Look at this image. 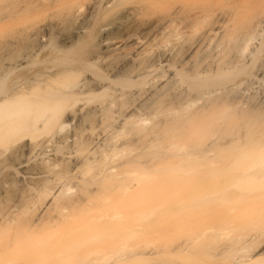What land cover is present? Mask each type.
Here are the masks:
<instances>
[{
	"label": "bare ground",
	"instance_id": "obj_1",
	"mask_svg": "<svg viewBox=\"0 0 264 264\" xmlns=\"http://www.w3.org/2000/svg\"><path fill=\"white\" fill-rule=\"evenodd\" d=\"M47 9L86 14L0 56V264H264V0H0V26Z\"/></svg>",
	"mask_w": 264,
	"mask_h": 264
},
{
	"label": "rangeland",
	"instance_id": "obj_2",
	"mask_svg": "<svg viewBox=\"0 0 264 264\" xmlns=\"http://www.w3.org/2000/svg\"><path fill=\"white\" fill-rule=\"evenodd\" d=\"M50 10V11H49ZM47 9L45 12L48 14H45V12L44 11H41V12H39V11H37V12H29V13H23L24 14V16L23 15H21L20 17H19V13H17L16 14V16H11L12 17V19L13 18H15V17H17V18H15V20L13 19H11V17L9 18V20L11 19V21H5V22H7V23H5V24H1V26L3 27V28H1V26H0V32L1 33H3L2 35H3V37L0 35V38L2 39V41L0 40V48L2 47V50H0V56L2 57L3 56V54H4V56L2 57V58H4L5 59V57H7V55L9 54V56L11 55V57H15L16 56V58H19V56H22V54L21 53H23L24 51L25 52H27V50H29L30 48H32L33 46H34V44H36L37 42H38V40H37V33L39 32V30L41 31V27H42V32H44V30L46 29V28H49L50 29V32H47V37H46V41H45V44H47L48 46H49V48L51 49V51H53L54 52V50H55V52H56V49L58 50L59 49V47H60V45H61V43H62V38H63V35L65 34V35H70V33H73L72 31H74V29H75V26H76V24H77V21H79L80 22V20L81 19H79L81 16L80 15H82V17L81 18H83L84 17V15L86 14L85 13V11H84V13L83 12H80V13H82V14H79V16L77 15V16H75V17H77V20L75 21V17H69L68 19L64 16L65 14V12H63L62 10H61V12H63L62 14H61V16L59 15L60 14V11H58V10H60V9ZM16 11H18V10H14V12H13V14H15V12ZM53 11H55L54 13H52ZM56 11H58V17L61 19V25L60 26H58V27H55V26H57V25H55V21L53 22V20H56V19H59L58 17L56 18L55 17V19H54V16H57V14L55 15V13H56ZM38 13V14H37ZM26 14V15H25ZM40 14V15H39ZM53 16V18H52V16ZM64 14V15H63ZM18 15V16H17ZM27 15H29V17H27ZM34 15H36V17L34 16ZM39 15V16H38ZM63 15V16H62ZM38 16V17H37ZM45 16L47 17V18H45ZM49 16V17H48ZM61 17H63L64 19H62ZM20 18H23V19H21L20 20ZM31 18V19H30ZM42 18H43V20H42ZM66 18V19H65ZM73 18V19H72ZM18 19V20H17ZM27 19V20H26ZM29 19V20H28ZM52 19V20H51ZM73 20L74 22H72V21H70V20ZM79 19V20H78ZM37 20H38V22H37ZM50 20V21H49ZM13 21V22H12ZM15 21V22H14ZM65 21V22H64ZM69 21V22H68ZM9 22V23H8ZM12 22V23H11ZM18 22H19V24H18ZM42 22H45V24L44 23H42ZM72 22V23H71ZM79 22H78V24L77 25H79ZM14 23V24H13ZM36 23H37V25H36ZM52 23V24H51ZM53 23H54V27H55V29H54V27L52 26L53 25ZM12 24V25H11ZM27 24V25H26ZM14 25V26H13ZM40 25V26H39ZM64 25V26H63ZM37 26V27H36ZM39 26V27H38ZM45 26H47L46 28H44ZM49 26V27H48ZM6 27V28H5ZM14 27V28H13ZM23 27V28H22ZM30 27V28H29ZM36 27V28H35ZM61 27V28H60ZM77 27V26H76ZM22 28V29H21ZM44 28V29H43ZM64 28V29H63ZM74 28V29H73ZM19 31H18V30ZM4 30V31H3ZM7 32H6V31ZM14 30V31H13ZM46 31V30H45ZM56 31H58V32H56ZM60 31V32H59ZM62 31V32H61ZM68 31V32H67ZM4 32H5V35H4ZM28 32V33H27ZM68 33V34H66V33ZM100 32H102V30L101 31H99V32H97V33H99V34H101ZM33 33V34H32ZM34 33H35V35H34ZM61 33H62V36H61ZM39 34V33H38ZM99 34H97V36L99 37L100 35ZM30 36V37H29ZM33 36V37H32ZM48 38V39H47ZM6 40V41H5ZM37 40V41H36ZM15 41V42H14ZM3 44V45H2ZM7 44H8V49H7ZM2 45V46H1ZM12 45V46H11ZM31 45H32V47H31ZM17 46V47H16ZM26 46L28 47V48H26ZM5 47V48H4ZM15 47H16V49H18V50H16L15 49ZM23 47V48H22ZM19 48H20V50H19ZM49 48H48V51H50L49 50ZM6 51H5V50ZM27 49V50H26ZM22 50V51H21ZM96 50V49H95ZM4 51V52H3ZM20 52L21 51V53L19 54V56H18V54H17V52ZM7 52V53H6ZM14 52V53H13ZM18 52V53H19ZM3 53V54H2ZM12 53L14 54V55H12ZM7 54V55H6ZM123 55V56H122ZM18 56V57H17ZM124 54H120V56H116V60L115 61H120V60H122L123 58H124ZM1 57H0V59H1ZM13 57V58H14ZM120 57V58H119ZM3 59V60H4ZM0 62H2V59L0 60ZM262 83V82H261ZM261 83H258V84H253L251 87H250V89L249 90H251V92L253 91V93H251L250 94V91L249 90H247V92L249 91V96H252V94L253 95H255L254 96V98L256 99L257 98V100L255 101V102H260V100H258V98H260V97H263V95L261 96V94H264V92L262 93L261 92V90L263 89L261 86L263 85V83L261 84ZM258 85H260L259 87H258ZM264 86V85H263ZM263 91H264V89H263ZM246 92V93H247ZM256 92V93H255ZM257 92H259V93H257ZM256 94H258V95H256ZM247 95V94H246ZM260 95V96H259ZM247 97V96H246ZM249 98V97H248ZM253 98V99H254ZM263 100H264V97L262 98ZM261 99V100H262ZM161 258V257H163V254L161 253L159 256H155L154 258ZM221 261H223V262H225L226 261V258H224V257H222L221 258Z\"/></svg>",
	"mask_w": 264,
	"mask_h": 264
}]
</instances>
